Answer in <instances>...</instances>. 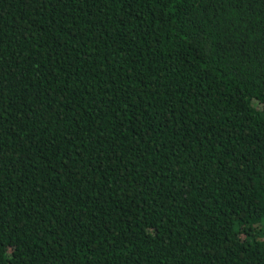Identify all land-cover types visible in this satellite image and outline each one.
<instances>
[{
  "label": "trees",
  "instance_id": "trees-1",
  "mask_svg": "<svg viewBox=\"0 0 264 264\" xmlns=\"http://www.w3.org/2000/svg\"><path fill=\"white\" fill-rule=\"evenodd\" d=\"M0 264H264V0H0Z\"/></svg>",
  "mask_w": 264,
  "mask_h": 264
}]
</instances>
